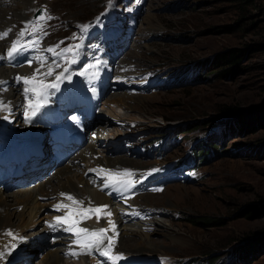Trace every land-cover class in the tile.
<instances>
[{
	"label": "rangeland",
	"instance_id": "374dc122",
	"mask_svg": "<svg viewBox=\"0 0 264 264\" xmlns=\"http://www.w3.org/2000/svg\"><path fill=\"white\" fill-rule=\"evenodd\" d=\"M17 2L13 0L14 8ZM30 4L25 13L30 19L21 20L16 33L25 31L23 37H17L18 47L26 51L20 66L35 62L33 68L41 71L35 83L59 84L57 89H47L46 96L51 91L66 96L72 91L62 85L64 80L75 84L89 75L98 83V91H89V83L84 85L96 96L98 108L90 107L96 113L83 122L89 123L90 130L94 126V132L103 118H108L110 127L119 129L120 137L127 139L117 143L118 131L104 130V144H115L107 152L100 151L101 156L110 162L124 160L127 169L144 166L150 170L139 182L145 187L133 196L144 194L139 203L148 204V211H141L140 222H145L148 240L159 247L135 253L126 250L123 259L129 264H264V45L257 44L264 42V0L248 4H241V0H111V4L109 0H31ZM39 6L45 9L43 19L34 17ZM2 13L4 16L0 9V17ZM30 43L35 46L29 47ZM74 45L80 47L62 52ZM232 46L247 52L237 69L221 74L219 69L227 64L215 63L216 53ZM73 59L75 63H70ZM50 67L52 75L41 77ZM61 71L71 79L56 81ZM127 71L135 74L133 79L118 77ZM18 72L13 74L14 80L30 74ZM20 83L17 81L16 86L23 92L25 85ZM99 87L105 89L100 101ZM2 94L0 101L4 102ZM114 94L133 98L124 107L111 105L114 114L100 111L99 117V104ZM67 104L73 105L71 101ZM43 106L50 105L45 102ZM59 106L57 113L64 116L66 108ZM68 112L64 118L70 115L71 120L72 111ZM10 113L0 110V136L9 135L13 129V118L4 119ZM18 114L22 123L26 121L24 109H18ZM31 122L14 126L26 128V132L34 128L33 139L39 137L41 123L36 119ZM91 133H84V141L64 156L59 166L47 158L46 177L68 163L79 165L80 160L74 157L87 150ZM46 135L45 140L50 141ZM156 170L158 179L154 178ZM28 172L31 175L23 173L20 179L9 174V180L4 177L0 183L23 184L27 177L37 179L45 174ZM162 174L166 178L160 182ZM153 178L160 184L147 189ZM12 191L7 186L2 194L9 198ZM161 223L165 225L163 231ZM125 224L138 223L133 219ZM125 237L129 241L126 239L124 247L139 240L134 235ZM49 239L33 247L24 261L11 260L8 264H43L50 251L64 247ZM95 252H88L83 260L77 256L68 260L83 264L101 261L98 254L94 257ZM109 254L113 256V249Z\"/></svg>",
	"mask_w": 264,
	"mask_h": 264
},
{
	"label": "bare ground",
	"instance_id": "6f19581e",
	"mask_svg": "<svg viewBox=\"0 0 264 264\" xmlns=\"http://www.w3.org/2000/svg\"><path fill=\"white\" fill-rule=\"evenodd\" d=\"M16 1L19 2V5L14 8L13 0H0V9L4 12V16L2 13L0 17V89L3 88L2 91H0V94L2 92V95H4L5 93V104L10 102L11 110L8 111V113L11 112V115L7 114V117L13 118V129L11 133L9 135L0 136V179H3L5 177L3 175L8 174V171L13 170L17 165L20 166L21 164H23V173L27 169L28 171H38L40 174L43 172L45 173L44 169L47 170L49 167V165H46L48 160L46 158H49L50 161L54 160L52 162L54 165L55 163L57 166L62 164V160H57V155L68 157V154H70L78 144H81L84 141V138L86 137L84 133H91L94 126L92 130H90L89 123H84L83 120L85 118L90 119L93 114L96 113V109H91L90 107L98 106L96 103V96L93 93L92 94L94 96L89 93V91H98V83L90 79L89 75H87L89 77L87 80L83 82L78 81L75 84L69 82L68 80H64L62 85L72 92L68 93L66 96L60 92L61 95L56 100V97L60 93H54V91H51L50 94L47 95L46 99L47 104L50 106H43L36 116L32 117V121L36 119L41 123V128H37V130L41 133L39 137L35 136L38 137L37 140L34 139L35 137L32 139V132L34 128H32L33 130L26 132V128H17L14 126L20 124L27 126L31 125L32 122L24 121L22 123L20 117L18 116V109H24L27 101L24 99L20 86H16V82L18 80H14L15 78L13 79V74L20 70H24L29 71V75L35 73L36 79H39L38 77L41 73L40 70L37 72V69L33 68V66L36 65L35 62L32 64L25 63L27 67L20 66L21 61L26 60V57L24 58L23 56L26 52L24 50L18 52L20 56L18 54H14L12 60L8 59L9 57H6L11 43L13 41H18V35H16V33L19 22L21 20L30 19L25 13H27L26 10H28L29 5H31V0ZM9 12H12V17L9 15L11 14ZM9 29H11L9 36L2 37V33L9 31ZM5 51L6 54L4 55ZM31 68L34 69L33 73H31ZM46 73L42 74L41 77L45 76ZM120 74L121 75H118V77L125 76V79H133L135 75L132 71H127L126 73L120 72ZM10 81L13 82H11L13 84L11 87H9ZM20 81L23 83L22 80ZM114 81L117 82L116 79H114ZM53 82L54 81L44 83L50 84ZM86 83H89V86L91 84L89 91L86 88V85H84ZM101 85L102 83L100 86ZM26 86L30 87L28 85H25V87ZM104 88L106 89V86H104ZM105 89L99 90V101ZM33 95L34 94L30 91L28 93L29 99H32ZM131 98L133 97L130 95L114 94L111 98L106 99V101L99 104L100 109L97 110L98 116L101 117L100 111L102 110H106L114 114V108H112L111 105L124 107L125 102ZM54 100H56V103L52 104L54 103ZM68 101H71L73 105H68ZM60 104H64L62 107L66 108L64 116L68 111L76 113L73 114L71 120L69 118L70 115L65 118L64 116L58 115L56 108L57 106L61 107L59 106ZM48 107L50 110H48ZM83 109H85L87 115L84 113ZM50 111L53 113L51 114ZM103 119H105L104 122H101L94 132L92 131L93 133H91V139L90 143L88 142L89 145L87 150L82 151L77 155V157H74V159L76 158L80 160L79 162L81 165L74 163V165H71L67 162L68 165L63 164L64 166L57 169L52 177H46L47 175L45 173L40 178L37 177V179L34 177H27L25 178V180L27 179L26 182L23 184H7L6 182L0 183V252L4 253V257L0 258V264H8L9 261L18 259L24 261L28 254L32 252L33 247L40 246L43 241L48 240L50 237L53 238V242L58 241V243L64 244V247L61 250L58 249L50 251L49 253L51 255H46L47 257L45 262L42 261L43 264H83L81 263V260L78 263H75L68 259H74L77 256V259L82 257L83 260V258L86 257V254L95 247L89 250L82 248L79 244H76L75 234L64 231L68 224L57 223L55 220L57 216L63 217L67 215L70 210L72 211V218L77 221V228H87L90 232L98 231L100 228L107 229L104 239L107 238L106 235L111 236L113 240V248H111V250L113 249V257L123 254L124 258V252L126 250L135 253L141 251V249L150 250L159 247L154 244L153 241L148 240V233L147 231H144L146 227L143 223L145 222H140L139 216L142 217L141 211H148V204L142 202L139 203V200L144 196V194L138 195L137 197L133 196L134 192L139 193V191L145 187L139 182L140 180H143L145 172L150 170L148 168L145 169L144 166L127 169L124 168V160H118L116 162L113 160V162H110L111 160H109L108 157L101 156L100 151L105 150L107 152L113 148L112 144H115L114 141L111 142L108 140L109 145L106 146L104 144V138H106V136H103L102 132L104 130H108V128H110L109 131L112 133H116L119 130L117 128L110 127V124H112L110 119ZM64 122L67 123V125H64ZM47 133L50 136V141L45 140L48 138L46 135ZM115 136L120 137V132L118 131ZM124 138L125 137L117 138L119 140L117 143L122 144L124 141L126 142L127 139ZM47 144L49 145V148L46 150L44 146ZM52 147H55L56 150L55 153L51 154L48 150H51ZM39 152L42 153V155H38ZM46 155L47 157H45ZM31 159L34 161L33 164L29 161ZM125 169L130 172L133 170L131 177L117 175L118 173H122ZM28 171H26L24 175H31ZM46 172H48V170ZM86 174H88L90 178H84V175ZM43 179H45V183ZM5 180L8 181V177ZM56 180H58V182L57 184H54ZM125 180L131 181V187L125 189L124 185L121 183V181ZM135 180L137 182L135 184L132 183ZM106 184L108 185L107 187L105 186ZM7 186H10L13 190L9 198L2 194L3 188ZM48 187L51 188V191H48ZM61 193H64L65 196H61ZM67 195H72L74 199L77 201H83V203L78 205L73 204L72 201L67 200ZM110 195L115 196V198H112ZM147 196L154 197L155 195ZM49 199L54 200L49 202ZM112 199L117 202L112 203ZM141 204L145 206H142ZM57 205H68L69 207H60L57 209L55 207ZM105 205L106 207L102 208L99 216L94 211L84 215L79 214L83 211V209H95L96 207ZM109 212L111 213V216L107 215ZM13 218H16V221H13ZM133 219L138 224L133 226L125 224L127 220L132 221ZM109 220L113 221L115 227L109 225ZM55 223L58 224V226L51 227V224ZM60 224H63V226H60ZM159 225L162 226L160 230L163 231L165 225L162 223ZM8 232H11V235H8ZM28 232L30 234H28ZM126 234L137 236L139 237V240H135L130 243V246L128 245L129 247H124V244L127 242L126 239L129 241V238H123ZM20 237H23V239H20ZM104 244L105 243L103 242L100 247ZM13 245H15L14 248L12 247ZM24 245L27 246L25 250H23ZM70 250L77 253V255H65V253ZM11 253H14V255H10ZM9 256H12V259L9 260ZM24 256L25 258L23 259ZM7 258L8 261L4 262ZM104 259L105 258H101L100 260L103 262ZM122 259H120V261ZM101 261L92 260V262L90 261V263L85 264H102ZM27 263H29V261Z\"/></svg>",
	"mask_w": 264,
	"mask_h": 264
},
{
	"label": "snow or ice",
	"instance_id": "6c2138e0",
	"mask_svg": "<svg viewBox=\"0 0 264 264\" xmlns=\"http://www.w3.org/2000/svg\"><path fill=\"white\" fill-rule=\"evenodd\" d=\"M109 4H111V0H109ZM44 17H39L38 19H43ZM47 19L51 20L52 17L51 16H47ZM84 29H87V25L83 26ZM11 32V29H9V31H5L2 33V37H8L9 33ZM18 35L20 37H23L25 35V31L21 30ZM39 41L37 40L35 43H38ZM29 47H34L35 44L34 43H30L28 45ZM80 47V45H74L71 47H66L64 49H62L63 53H68L70 51H72L73 48L78 49ZM22 48H19L17 45V42L13 41L11 43L10 49L7 51V56L9 58L13 57L14 54H16L17 52L21 51ZM49 52L53 51L52 48L48 49ZM78 53H73V55H77ZM70 63H75V60H71L69 61ZM29 64H31V61H29ZM37 72L39 71V69L36 70ZM67 71V69H65V72ZM46 75L51 76L52 75V68L50 67L48 69V72L46 73ZM62 78H66V79H71L70 76H65L64 72H61L59 75L56 76V81H60ZM17 80L23 81L24 85H32V87H24L23 89V96L25 101H27L26 106H24V116H25V120L27 122H31L32 117L36 116V114L40 111V109L42 108L43 104L46 102L47 96H46V90L49 88L52 89H57L59 87L58 83H50V84H45L43 83V81H40L39 84L35 83L36 81V76L35 73L29 76H24V77H17ZM32 92L34 95L32 97V99H29L28 97V93ZM0 110H4V111H10L11 110V104L10 102L5 104L3 101H0ZM7 116H4V119H7ZM102 171H107V170H102ZM117 175L119 176H125V177H131L132 176V172H130L129 170L125 169L122 173H118ZM121 183L124 185L125 189H127L128 187H131V181L129 180H125V181H121ZM106 187L108 186L107 184L105 185ZM61 196H65L64 193H61ZM67 200L72 201L73 204H82L83 201H77L76 199H74V197L72 195H67L66 196ZM57 209H59L60 207H69L68 205H57L55 206ZM106 207L105 206H100V207H96L95 209H83L82 212H80L79 214L84 215L87 214L89 212H95L97 213V215L99 216V213H101L102 208ZM107 215L111 216V213H107ZM57 223H67L69 224V227L65 228L64 231L69 232V233H74L76 236V244H79L82 248L84 249H92L93 247H96L97 249L100 247V245L103 244L104 241V237H105V233L107 231V229L105 228H100L98 231H89V229L87 228H77L76 224L77 221L75 219L72 218V211L70 210L69 213L63 217L61 216H57L55 218ZM109 225H111L112 227H115L113 221L109 220L108 221ZM8 235H11V232L7 233ZM20 239H23V237H20ZM112 243L113 240L111 237H108V246L107 248H105L103 251L99 252L100 256H104V257H108V259L112 262V264H116V261L120 260L123 258V254H120L119 256H110V250L112 248ZM13 248L15 247V245L12 246ZM65 255H77V253L73 252V251H69L66 252ZM4 257V253L0 252V258Z\"/></svg>",
	"mask_w": 264,
	"mask_h": 264
},
{
	"label": "trees",
	"instance_id": "16d2710c",
	"mask_svg": "<svg viewBox=\"0 0 264 264\" xmlns=\"http://www.w3.org/2000/svg\"><path fill=\"white\" fill-rule=\"evenodd\" d=\"M252 1L253 0H241V4H248L251 3ZM257 44L264 45V42ZM246 52L247 51L245 48L237 47V46L228 47L218 51L215 56L216 58L215 63L219 65L227 64L226 67L219 69V73L228 74L233 72L235 69H237L241 59L244 57V54H246ZM190 259H192V257Z\"/></svg>",
	"mask_w": 264,
	"mask_h": 264
},
{
	"label": "water",
	"instance_id": "95a60500",
	"mask_svg": "<svg viewBox=\"0 0 264 264\" xmlns=\"http://www.w3.org/2000/svg\"><path fill=\"white\" fill-rule=\"evenodd\" d=\"M39 12V14H38ZM36 13V16H44L43 14V8H40V10Z\"/></svg>",
	"mask_w": 264,
	"mask_h": 264
}]
</instances>
